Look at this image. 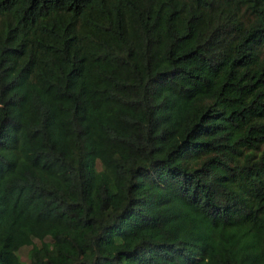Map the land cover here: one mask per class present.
Here are the masks:
<instances>
[{"label":"trees","instance_id":"trees-1","mask_svg":"<svg viewBox=\"0 0 264 264\" xmlns=\"http://www.w3.org/2000/svg\"><path fill=\"white\" fill-rule=\"evenodd\" d=\"M24 246L264 264V0H0V264Z\"/></svg>","mask_w":264,"mask_h":264},{"label":"rangeland","instance_id":"rangeland-1","mask_svg":"<svg viewBox=\"0 0 264 264\" xmlns=\"http://www.w3.org/2000/svg\"><path fill=\"white\" fill-rule=\"evenodd\" d=\"M97 168L98 169L100 168V165L99 164H97ZM34 242L39 245V241L38 240L34 239ZM30 248H31L30 246H24L18 252V254L20 256V259L23 262H25L26 264H29V262H30L29 261V257H28V253H29V249Z\"/></svg>","mask_w":264,"mask_h":264}]
</instances>
